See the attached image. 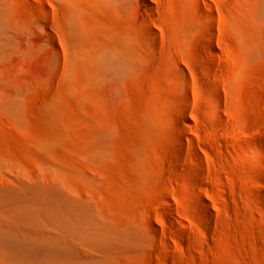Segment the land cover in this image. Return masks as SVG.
Instances as JSON below:
<instances>
[{
	"label": "rangeland",
	"instance_id": "rangeland-1",
	"mask_svg": "<svg viewBox=\"0 0 264 264\" xmlns=\"http://www.w3.org/2000/svg\"><path fill=\"white\" fill-rule=\"evenodd\" d=\"M2 238L264 264V0H0Z\"/></svg>",
	"mask_w": 264,
	"mask_h": 264
},
{
	"label": "bare ground",
	"instance_id": "bare-ground-1",
	"mask_svg": "<svg viewBox=\"0 0 264 264\" xmlns=\"http://www.w3.org/2000/svg\"><path fill=\"white\" fill-rule=\"evenodd\" d=\"M22 222H34L27 218H21ZM0 245L9 251L11 257L19 261L21 264H41L38 260V251H35L16 240H11L7 238L0 239Z\"/></svg>",
	"mask_w": 264,
	"mask_h": 264
}]
</instances>
